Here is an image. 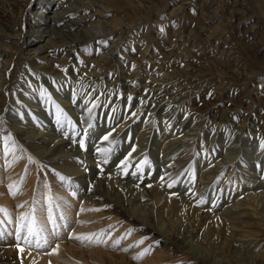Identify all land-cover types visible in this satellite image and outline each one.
<instances>
[{
    "label": "rangeland",
    "instance_id": "1",
    "mask_svg": "<svg viewBox=\"0 0 264 264\" xmlns=\"http://www.w3.org/2000/svg\"><path fill=\"white\" fill-rule=\"evenodd\" d=\"M38 1L0 0V24L8 34L22 31L17 44L0 39L17 50L0 77V264H211L202 251L225 244L199 222L198 210L229 221L237 214L225 209L245 199L248 212L262 218L264 187L250 181L264 184V133L239 125L247 116L264 117V0H121L136 9L122 3L109 10L97 0H74L81 10L62 25L101 10V23L119 31L52 72L24 66L27 52L36 51L28 29L44 12ZM235 1L247 15L230 20ZM92 2L101 8L87 9ZM97 14L81 28L99 35ZM106 56L112 63L104 75L80 73ZM9 116L56 131L79 156L63 163L42 158L10 129ZM196 121L205 124L197 137L178 142ZM233 138L241 157L223 167L233 152L222 146ZM33 219L42 247L19 239ZM191 231L193 249L186 251L182 241ZM203 234H211L206 244L198 241ZM253 252L264 257V242Z\"/></svg>",
    "mask_w": 264,
    "mask_h": 264
},
{
    "label": "bare ground",
    "instance_id": "2",
    "mask_svg": "<svg viewBox=\"0 0 264 264\" xmlns=\"http://www.w3.org/2000/svg\"><path fill=\"white\" fill-rule=\"evenodd\" d=\"M15 1L21 2L22 0H15ZM76 1L80 2L81 4L84 3L82 0H76ZM97 1H99V4L104 3L105 7L107 4L111 5L110 7L109 6L106 7L107 10L112 8L113 7L112 5L120 7L122 3L123 5L126 4L132 7L133 9H136V6H133L130 3L128 4L127 2H124L121 0H97ZM205 1L207 3L210 2V0H205ZM38 2L42 4L44 8V12L42 11L36 12V16L38 15L39 18L36 20L35 25L33 24L31 25V26H35L36 28L28 29V34H30V37H31L30 40L28 41L31 44L30 48L36 47L35 53L27 52V54L25 55L26 64L24 66H27L28 68L29 67L31 69L33 68L43 69L44 68L49 72L55 71L56 69H61L63 65H66L67 62L71 61L75 55H79L80 53H82V51L87 46H90V44L93 41H96L97 38L99 39L103 37V35L108 36L112 34L113 31H119L118 29L119 27L111 28L112 30H110L107 28L106 25H103V23H101L100 21L101 16H102L101 10L99 14L96 13L98 15L97 17H99L97 18V20L98 22L101 23V25H98V26L94 25L97 29H99V35L95 34V32H93L89 28H86V29L81 28L82 26L87 27L91 25L93 22L92 19L96 17V14H92L87 17L83 16L82 18H79L78 20H72L70 23L62 25L63 20L65 19L69 20L70 18H73L75 14H77V11L81 10V8H75L73 6L72 3L74 2V0H59L57 2L55 0H40ZM236 2L237 1L233 2V4L230 6V9H231V13H230L231 15L229 16L230 20H232L233 18L240 17V16H237V14L247 15L246 12L240 11L236 7ZM53 4L56 7V9L54 11L53 10L51 11L52 7L55 8ZM90 6L100 7V5H97L96 2L90 3L87 9H89ZM113 8L117 9L115 7ZM140 8L142 7L139 6L138 10ZM180 10L174 9V12L180 11ZM134 11L137 13L136 10ZM51 12L52 14L49 15V13ZM216 12H214V14L211 15L212 16L211 18H214L217 16ZM252 15H254V13L251 14V17ZM223 17H226V16H223ZM257 19L260 20L259 17ZM118 20L120 21V19ZM124 23H126L125 20H124ZM14 28L15 26L8 25L7 30L13 31ZM21 32L22 31L20 29L19 31H15L13 35L8 34L5 28V24L4 26L0 24V39H5L8 41L10 40V42L12 41L13 44L18 43V42H13V41H19V39H21ZM199 34L197 37H199ZM245 35H246V32H245ZM41 39H44L45 42L44 43L41 42ZM147 48L145 50V54L147 52ZM62 52L65 54V56L61 58ZM16 53H17V50L15 49V47H10L7 44L0 43V77L1 78L4 75V70L7 69L10 61L14 58ZM231 53L232 52H229V54L227 55L230 56ZM145 54L143 55L144 57H145ZM111 63H112V57L106 56V57H103V59L101 60L99 59V60L93 61L92 67H88L86 71H83L80 73L84 77H92V76L96 77L99 75H104L106 73L107 68L110 67V66H107V64L109 65ZM228 63L229 62H227V64ZM77 69L78 68L76 67L75 70ZM230 70H232V68H230ZM13 76L15 77V72H13L12 77ZM130 76L132 75H127V77H130ZM111 84L113 83L111 82ZM3 90H4V87L1 84L0 85V107L3 105V100H4ZM169 92L170 91L162 90L159 94L166 95ZM221 118L225 119L224 116ZM258 119H260V122H257ZM8 121L10 124V129L13 130L23 142L27 143V146L29 148H31L38 155L42 156V158L48 161H52V162L55 161V162L63 163V162H68L70 160H73L75 157L79 156V149L77 145H74L72 142L68 141L66 138H60V135L54 130L53 131L52 130L51 131L36 130L35 126H30L29 123L25 124V122L21 121L20 119L14 116H9ZM242 122H243L241 123L242 125H239L241 126L240 128H243L245 127V125L249 124L253 128V130L256 132V134L264 133V117L258 116V117H254V119H251V117L247 116V118L244 119ZM204 125L205 124H203V122L196 121L193 127L189 128L184 133L188 137L184 138V136L182 135L181 137H179V139H177V141L184 144V141H186L187 139L193 140L195 137H197V135L200 132V128H203ZM258 135H255V136L257 137ZM211 139L212 140H211L210 145L212 146V143H214L213 141L215 138L213 137ZM261 139H264V138H261ZM222 150H225V152L227 153L228 152H233V153L232 155H230L231 154L230 153L228 156L226 157L224 156L222 158L221 166L224 167L229 164H238L239 159L237 158L241 157L240 153L242 152V150L239 144L236 143L234 138L232 139L231 142H229V144L222 146ZM244 153L245 155L243 158L247 162L249 159V157H247L246 155L247 151ZM258 157H259V153L252 156L251 159H257ZM239 170L245 171L244 169H239ZM75 172L79 173L80 175L83 174V172L80 170L75 171ZM249 174L251 175V173ZM250 182L256 184V186L264 187V184L258 181H250ZM251 198L252 199L254 198L253 195L251 196ZM259 200L262 202V206L260 209H258L257 213L261 214L262 218H258V219H255L254 215L248 212L247 207H246L247 202L245 201V199H238L237 203L231 204L225 209L223 213L224 215L228 214L229 212L231 214H237V216H234L229 221H226L224 217H222V215H219L217 217L213 215L210 216L211 214H209L208 212L198 210L199 222H201V224L204 225L205 227L209 226L210 230L212 229V231H215L216 232L215 237L220 238V240L224 241V244H225L224 246L225 248L212 247L211 252L214 254V256L212 253L210 254V253L204 252L203 254V251H202L203 259L205 260L207 259L208 261L211 262V264H226L228 261L233 264H264V257H262L263 255L261 253L257 254L253 252L259 246L261 242H264V215H263L264 214V191L261 192ZM209 217L211 218L210 221L207 220ZM235 226H238V227H235ZM206 228L208 230V227ZM224 230L228 231L226 233L225 238H223ZM233 231H239L240 234L234 235ZM194 233L195 232L193 231L187 233L186 239L182 241V245H183L182 248L186 249V251H190L191 249H193L191 238H193ZM210 235L211 234H203L202 236H200L198 239L200 244H206V241H207L206 239H208ZM250 243L252 244L249 245ZM237 245L240 247H237ZM255 245L257 246L255 247ZM207 248L211 250V248L209 247ZM15 250H16L15 247L10 246L9 248L6 249L5 252L11 255L15 253L14 252ZM225 251H230L228 259H225L224 257L220 259L216 258L217 255H223Z\"/></svg>",
    "mask_w": 264,
    "mask_h": 264
},
{
    "label": "snow or ice",
    "instance_id": "3",
    "mask_svg": "<svg viewBox=\"0 0 264 264\" xmlns=\"http://www.w3.org/2000/svg\"><path fill=\"white\" fill-rule=\"evenodd\" d=\"M104 139L107 140L108 136H105ZM81 145L83 146V142H81ZM101 151H104V150H101ZM62 179H63V177H62ZM15 194L16 193L13 192V195H15ZM25 219H26L25 216L21 217L22 221L25 220ZM26 227H27V236L19 238V239H23V241L25 243H27L28 245H30V246L42 247L43 244L41 243V241L39 239H36V237H38L39 233H38V231L36 229L35 220L33 219L31 221V223L28 224ZM21 228L22 229L25 228V225L23 223L21 224ZM76 238L80 239L82 241H88V242H91L94 239L93 235H80V236H77ZM96 242L99 243L100 241L97 239ZM45 243H46V240H45ZM141 243H142V241H141ZM17 247L20 249L21 252L24 251V249L21 248L19 244L17 245ZM57 249H58V245H57L56 249H53V252H55ZM137 258H139V257H137Z\"/></svg>",
    "mask_w": 264,
    "mask_h": 264
}]
</instances>
